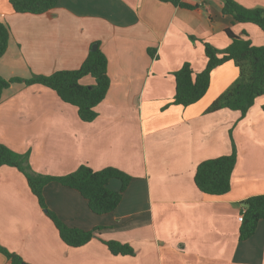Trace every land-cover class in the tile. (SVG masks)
Segmentation results:
<instances>
[{"label": "crops", "instance_id": "obj_1", "mask_svg": "<svg viewBox=\"0 0 264 264\" xmlns=\"http://www.w3.org/2000/svg\"><path fill=\"white\" fill-rule=\"evenodd\" d=\"M59 0L42 14L16 12L0 0V20L10 27L0 75L30 77L77 69L94 44L108 58L111 83L93 121L41 84L14 83L0 98V142L30 152L38 173L63 175L87 164L131 175L119 205L94 213L75 189L49 183V209L68 226L101 227L86 244H66L39 204L26 176L0 167V244L31 264H264V218L250 238L239 239L243 201L264 194V94L244 117L210 104L239 76L233 60L217 66L206 94L196 103L173 104L174 72L189 62L206 67L204 42L226 48V29L264 45V30L238 22L224 0ZM264 8V0H235ZM82 83L92 85L88 75ZM237 162L231 189L201 191L198 164L232 152ZM119 190L121 181L110 180ZM131 245L134 254H114L105 241ZM0 264H11L0 252Z\"/></svg>", "mask_w": 264, "mask_h": 264}, {"label": "trees", "instance_id": "obj_2", "mask_svg": "<svg viewBox=\"0 0 264 264\" xmlns=\"http://www.w3.org/2000/svg\"><path fill=\"white\" fill-rule=\"evenodd\" d=\"M59 0H10L14 10L19 13L42 14L53 9ZM174 5L192 8L183 0H162ZM223 10L231 14L238 22H252L264 30V8H247L235 0H224ZM226 33L231 43L223 49L209 42H204L206 67L195 72L189 62L174 72L176 89L173 104L188 106L200 100L208 91L212 71L219 65L233 60L239 68L238 78L221 93L208 107L212 112L221 108L240 111L244 117L264 94V45H254L248 38L235 34L227 28ZM10 40L9 25L0 20V58L6 53ZM98 44V43H97ZM92 76L95 83H82L85 76ZM14 83L25 85L41 84L56 91L61 99L78 108L79 116L84 121H93L97 117L95 107L106 97L110 87L108 75V58L100 46L90 49L87 57L77 69L58 70L51 74H32L30 77L0 75V98L3 91ZM237 148L233 142L232 152L201 161L196 169L195 183L208 194L222 195L230 191L232 173L237 162ZM30 152L21 153L0 142V167L4 165L19 169L27 178L28 185L38 198L59 231L62 240L72 247H79L89 242L101 227L85 230L70 227L56 213L48 208L44 196L45 187L51 182L77 190L87 201L90 209L97 214L113 211L122 200L131 175L119 168L107 166L94 170L87 164H81L76 170L63 174L51 175L34 171L29 162ZM119 179L121 187L114 190L109 186L110 180ZM245 211L240 226L239 239L247 240L254 235L258 223L264 218V194L253 195L243 201ZM114 254H134V248L116 240L105 241ZM2 252L11 264H31L20 254L0 244Z\"/></svg>", "mask_w": 264, "mask_h": 264}, {"label": "built area", "instance_id": "obj_3", "mask_svg": "<svg viewBox=\"0 0 264 264\" xmlns=\"http://www.w3.org/2000/svg\"><path fill=\"white\" fill-rule=\"evenodd\" d=\"M244 211H245V208L243 209L242 213L239 215V220H240V221H242V220H243Z\"/></svg>", "mask_w": 264, "mask_h": 264}, {"label": "water", "instance_id": "obj_4", "mask_svg": "<svg viewBox=\"0 0 264 264\" xmlns=\"http://www.w3.org/2000/svg\"><path fill=\"white\" fill-rule=\"evenodd\" d=\"M93 50H96L97 49V44H94L93 47H92Z\"/></svg>", "mask_w": 264, "mask_h": 264}]
</instances>
